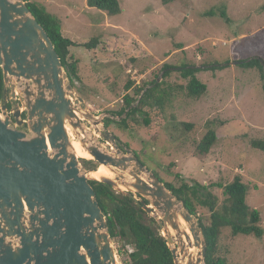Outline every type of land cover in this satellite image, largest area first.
Wrapping results in <instances>:
<instances>
[{
	"label": "rangeland",
	"instance_id": "obj_1",
	"mask_svg": "<svg viewBox=\"0 0 264 264\" xmlns=\"http://www.w3.org/2000/svg\"><path fill=\"white\" fill-rule=\"evenodd\" d=\"M49 1L39 3L60 19L63 36L78 45L71 48L81 78L80 91L75 89L96 114L119 112L126 95L138 105L137 91L156 79L185 85L177 70L185 65L209 69L229 63L197 74L208 87L201 98L181 92L149 126L139 114L129 129H107L175 186L227 185L241 176L249 187L247 203L260 212L264 228V152L251 146L252 140L264 139V79L258 68L231 64L253 57L264 60V0H177L169 5L161 0H119L122 12L114 16L88 7L87 0ZM223 9L228 21L209 16ZM94 38L99 41L95 49L80 46ZM165 65L173 69L167 77ZM210 121L218 140L209 154L201 155L198 145ZM214 191L222 201L223 189ZM209 215L199 210L204 223ZM219 254L227 264H264V237L233 236L226 228Z\"/></svg>",
	"mask_w": 264,
	"mask_h": 264
},
{
	"label": "water",
	"instance_id": "obj_2",
	"mask_svg": "<svg viewBox=\"0 0 264 264\" xmlns=\"http://www.w3.org/2000/svg\"><path fill=\"white\" fill-rule=\"evenodd\" d=\"M0 71V264H121L92 182L155 219L174 264H206L200 219L105 125L135 105L91 111L24 0H0Z\"/></svg>",
	"mask_w": 264,
	"mask_h": 264
},
{
	"label": "trees",
	"instance_id": "obj_3",
	"mask_svg": "<svg viewBox=\"0 0 264 264\" xmlns=\"http://www.w3.org/2000/svg\"><path fill=\"white\" fill-rule=\"evenodd\" d=\"M24 1L53 41L73 86L80 91L77 85V82L81 81L79 61L71 54V48L78 45L63 36L60 19L41 5L39 0ZM176 1L161 0L163 5H169ZM87 5L90 8L106 12L110 16L119 15L122 12L119 0H87ZM217 15L224 20H229L224 9L220 14L216 12L209 13V16L212 17ZM98 44V39L94 38L91 42L80 46L93 50ZM263 61L261 57H253L242 60L240 66L245 69L258 68L262 72V78L264 79ZM228 64H217L209 69L189 65L178 68V73L183 79L187 80L185 85H174L168 84L164 80L162 82H158L157 79L154 80L151 84L137 91L141 100L138 105L128 112L126 119L120 122L105 119L106 127L109 129L113 126H118L123 129H129L130 122L136 123L134 118L139 114L145 116L143 117L144 124L149 126L154 120L153 118H161L164 115L178 93L184 92L190 98L195 99H199L206 94L208 87L197 77L199 72L224 69ZM172 70L170 65H165L163 69L165 72L164 77L170 75L173 72ZM1 76L2 73L0 71V78ZM131 86L132 83H129L127 89ZM2 87L3 84L0 82V102L2 99ZM124 102L125 105L119 112L110 113L122 116L127 109L137 103L129 95L124 97ZM186 126L188 128L191 127V125ZM214 127L215 123L213 121L206 124L207 132L198 145V152L201 155L209 154L218 140ZM251 146L255 150L264 152V139L252 140ZM82 164L87 169H96L98 166L96 162L86 160H83ZM155 175L164 182L157 173ZM164 183L168 189L184 202L187 210L200 219L207 242L206 264H227L226 259L219 254L221 235L226 228L231 230L233 236L264 237L261 214L257 209H252L248 205L247 195L249 187L243 182L241 176H236L227 185L221 183L206 185L199 182L188 184L184 182L179 186H175L171 182ZM91 184L107 217L112 238L125 241V245L123 244L122 246L123 249L127 246L132 248L131 252L125 249L128 256L125 264H174L167 241L163 237L155 219L149 217L142 207L130 197L117 193L112 187L96 182ZM214 188L223 189L224 199L222 201L215 193ZM200 209H206L210 212L208 223H204L203 218L198 216Z\"/></svg>",
	"mask_w": 264,
	"mask_h": 264
},
{
	"label": "built area",
	"instance_id": "obj_4",
	"mask_svg": "<svg viewBox=\"0 0 264 264\" xmlns=\"http://www.w3.org/2000/svg\"><path fill=\"white\" fill-rule=\"evenodd\" d=\"M123 246V242L120 241L119 239L115 241V249H116V253H117V256H118V259L119 261H121L122 264H125V262L127 261L125 259V257L127 256V250L129 252L132 251V248L130 246H127L125 249L122 248Z\"/></svg>",
	"mask_w": 264,
	"mask_h": 264
},
{
	"label": "bare ground",
	"instance_id": "obj_5",
	"mask_svg": "<svg viewBox=\"0 0 264 264\" xmlns=\"http://www.w3.org/2000/svg\"><path fill=\"white\" fill-rule=\"evenodd\" d=\"M75 148H76V150H77L79 156H81V157L86 156V155L83 153L81 146L78 145L77 143H75ZM101 175H102V176L105 175V176L111 177V173H110V172L108 171V169L105 168V167H100V168L98 169L97 174H94L93 176L98 178V177H100Z\"/></svg>",
	"mask_w": 264,
	"mask_h": 264
},
{
	"label": "crops",
	"instance_id": "obj_6",
	"mask_svg": "<svg viewBox=\"0 0 264 264\" xmlns=\"http://www.w3.org/2000/svg\"><path fill=\"white\" fill-rule=\"evenodd\" d=\"M47 3H49V0H46ZM41 5H43L45 8L49 9V7L43 2V4L41 3Z\"/></svg>",
	"mask_w": 264,
	"mask_h": 264
},
{
	"label": "flooded vegetation",
	"instance_id": "obj_7",
	"mask_svg": "<svg viewBox=\"0 0 264 264\" xmlns=\"http://www.w3.org/2000/svg\"><path fill=\"white\" fill-rule=\"evenodd\" d=\"M9 108H10V105H9Z\"/></svg>",
	"mask_w": 264,
	"mask_h": 264
}]
</instances>
